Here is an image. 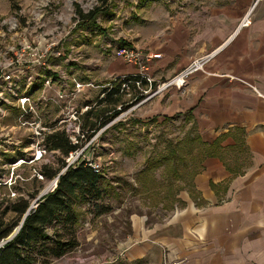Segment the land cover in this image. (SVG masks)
<instances>
[{"label": "crops", "instance_id": "obj_1", "mask_svg": "<svg viewBox=\"0 0 264 264\" xmlns=\"http://www.w3.org/2000/svg\"><path fill=\"white\" fill-rule=\"evenodd\" d=\"M146 6L151 15L145 24L133 21L127 36L119 37L140 53L145 69L121 57L103 67L101 76L115 74L103 84L118 76L150 75L155 86L132 108L130 129H139L138 121L165 123L179 116L185 122L189 116L204 141L220 139V154L203 161L193 192L177 195L174 208L152 217L132 215L114 257L95 264H164L165 256L182 264H264V0H153ZM252 6V24L239 27ZM210 52L204 69L184 85L157 91L192 59ZM120 118L119 123L128 119ZM1 206L5 221L11 220L13 210ZM80 246L46 264H92L78 255Z\"/></svg>", "mask_w": 264, "mask_h": 264}, {"label": "rangeland", "instance_id": "obj_2", "mask_svg": "<svg viewBox=\"0 0 264 264\" xmlns=\"http://www.w3.org/2000/svg\"><path fill=\"white\" fill-rule=\"evenodd\" d=\"M109 2L113 4L112 14L111 12L101 14L97 20L107 30L106 34L109 33L106 36L92 28L82 30L79 34H72L79 19V9L88 13L100 6L101 0H0V68L5 65L12 69L14 74H19L22 84L29 82L30 75L41 74L43 76L47 74V71L42 68L41 64L43 63L50 64L53 69V71L50 69L52 74L56 70L60 73L59 77L65 73L69 78V88L70 84L74 83L73 79L106 83V79L114 78L115 74H110L112 77L108 75L109 78L101 76L103 67L110 66L123 57L117 51V39L124 35L127 36V33L133 28V21L134 25L141 26L151 15L149 6L141 9L136 8V3L138 4L139 0H109ZM156 11L161 14L160 7ZM3 19L17 21L18 25L11 27L4 24L3 26L1 25ZM66 33H68L67 36L59 40ZM52 42L56 43L52 50H57L56 48L60 47L63 50L62 55L50 54L47 57L38 58L36 54L38 48H43ZM28 45L30 48L27 47ZM62 78L61 86L64 88L67 86V79ZM140 87L143 88L142 84ZM103 89L89 92L88 96L91 97L89 99L93 103L96 102ZM56 90H62L59 83H57ZM138 91L141 90L131 85L125 92V99H131ZM79 101L78 105L83 104L85 99L80 98ZM58 107V104H53L51 108L41 111V113L44 114V118H52L57 114ZM102 107L103 105L96 104L93 113L87 116L88 124L93 126L101 120ZM128 110L126 109L122 115L117 117H126L127 121L124 119L125 122L121 123L117 120L113 123L112 121L115 119L109 121L100 137V142L105 144L103 149L105 173L108 178L114 180L120 197L114 196L99 202L100 205L111 208L110 211L103 214L96 213L98 208L85 205L83 208L88 209V212L86 211V216L82 219L77 230V237L81 245L78 255L87 258L92 264L96 263V259L110 260L114 257L118 245L124 242L129 233L132 215L146 214L152 217V214L156 213L153 216L157 215V211L160 209L171 210L177 203L175 195L177 198V195H181V193L192 192V188L189 186H186V189L183 188L189 177L175 180L171 187H161L162 195L168 196L164 202L167 203L166 207L162 204L164 200L158 199L156 194L144 193L138 180V174L144 169L147 157L151 153L159 151L167 140L183 137L191 123L187 120L184 122L183 118L176 116L166 120L165 123H156L157 120L138 121L141 123L140 128L130 129L129 124L132 126L135 121L130 120L131 110ZM16 113H18L16 110H11L9 118L1 120L0 117V127L1 123L6 126L12 125L11 123L15 122L13 119L14 116L16 117ZM20 135L23 137L26 136V133H20ZM1 139L7 146V139L1 136L0 143H2ZM10 158L2 156L4 160ZM22 170L27 181H23L17 191L31 201L35 196H38L44 185L42 182H34L35 178L31 176L32 169L30 167H24ZM1 172L2 169H0ZM8 172L7 169V174ZM160 175L161 171L159 170L157 171L158 179H160ZM114 193L116 195V192ZM8 197L9 189L5 185H0V206H10V201L6 202ZM172 201L174 204H171ZM0 210H3L2 206Z\"/></svg>", "mask_w": 264, "mask_h": 264}, {"label": "built area", "instance_id": "obj_3", "mask_svg": "<svg viewBox=\"0 0 264 264\" xmlns=\"http://www.w3.org/2000/svg\"><path fill=\"white\" fill-rule=\"evenodd\" d=\"M252 6L243 16L239 27H247L252 24ZM10 25L16 27L17 21L6 19L2 20L1 25ZM66 33L59 40L67 36ZM56 43L46 44L43 48H38L36 54L38 58L47 57L50 54L62 55V48L52 50ZM60 45V44H59ZM63 46V44H61ZM30 48V45L27 46ZM117 51L125 60L131 63L139 64L143 69L146 67V61L141 59L140 53L131 47L118 48ZM215 52V51H214ZM214 52L207 53L201 57L192 59L179 73L167 82H163L157 87L160 91L163 87L171 84L184 85L186 79L195 71L203 70L205 64L212 58ZM48 61V60H47ZM42 68L47 71V74L30 75L29 82L20 83L19 74H14L12 69L2 66L0 68V117L1 120L9 118L10 111L16 110L15 122L12 125H2L0 127V137L7 139V146L3 139L0 143V169H5V173L0 174V185H5L9 189V197L17 199L24 197L20 195L17 188L21 183L27 181L24 176V167L32 169L31 176L39 182L43 183L38 196L30 201V205L24 215L37 211L40 200L45 195L54 192L58 185L61 176L69 169L76 168L80 165L91 168L97 174L105 173V163L103 159V149L105 144L100 142V137L107 128L108 123L101 124V120L93 126L88 124L87 116L94 110L97 102H92L88 98V92L92 89L112 87V83L100 85L94 80L79 81L73 79V89L69 90V78L65 73L60 76L58 70L52 74L50 72V64H41ZM53 71V69H52ZM58 74V75H57ZM44 77V78H43ZM65 77L66 87L61 86V82ZM134 76H118L116 80H122V91L127 92L131 85H135L141 93H147L152 89L154 80L148 74H143L140 80L132 79ZM143 81L149 85L148 89L143 86ZM57 83L62 90H56ZM142 84L143 88L140 87ZM255 91H258L253 87ZM104 93L100 96L101 100ZM79 97H85L83 104L77 103ZM98 100V101H99ZM58 104L57 114L50 118H44L41 111L47 110ZM136 105V104H135ZM128 108L132 110L134 106ZM122 105H118L117 109H121ZM128 110V111H129ZM125 111V110H124ZM47 114V113H46ZM120 116V115H119ZM90 118V117H89ZM101 119V118H100ZM111 120L113 123L118 119ZM97 122V121H95ZM97 125V126H96ZM101 126V127H99ZM20 133H26V136L21 137ZM56 134H62L66 137L67 143L73 147L70 151H63L61 148H52L50 137ZM50 143V145H49ZM2 156H9L10 159H2ZM109 166V165H108ZM9 170L7 174V169ZM19 169V170H18ZM54 170L50 176L46 170ZM19 190V189H18ZM23 217V219H24ZM23 221V220H22ZM22 221L15 227L9 236L0 240V250L17 234L22 226ZM182 260L168 261L164 259V264H182Z\"/></svg>", "mask_w": 264, "mask_h": 264}, {"label": "trees", "instance_id": "obj_4", "mask_svg": "<svg viewBox=\"0 0 264 264\" xmlns=\"http://www.w3.org/2000/svg\"><path fill=\"white\" fill-rule=\"evenodd\" d=\"M153 0H139L137 7L141 9ZM113 2V1H112ZM113 4L109 0H101V5L84 13L79 9L78 17L72 34H79L80 31L92 28L103 35H106L102 25L97 21L101 14L111 12ZM112 8V10H111ZM111 10V11H110ZM110 14V15H111ZM117 47H131L130 43L122 38L117 39ZM70 51V49H69ZM140 80L139 76L132 77ZM135 87V85H132ZM143 86H149L143 81ZM152 84V88H153ZM145 96V93H135L131 99H125V92L122 91V80L112 82V87L104 89V97L100 100L103 105L101 124H106L124 110L137 104ZM121 109H117L118 105ZM93 113L91 111L89 114ZM188 122H192L187 116ZM195 124L178 139H169L165 145L147 157V162L139 174L138 180L144 193H154L156 197L163 201V206L167 195H162L160 188L171 187L175 180L189 177L186 186L192 188L195 176L202 167L203 161L208 157L219 155L220 151L215 148L220 143V139L213 143H208L195 132ZM224 140V137L221 138ZM52 148H61L65 152L73 147L68 145L66 137L56 134L50 137ZM161 171L160 179L157 171ZM48 175H52L54 170H46ZM133 185V184H132ZM163 191V190H162ZM116 192V195H114ZM113 193V195H112ZM161 194V195H160ZM120 197L118 187L114 185V180L104 174H97L91 168L80 165L76 168H69L60 178L57 189L41 198L37 211L28 214L17 232V234L0 250V264H46L49 258H59L79 245L77 228L82 219L86 216L85 205L98 208V214L110 211V207H104L99 202L110 198ZM151 197V195H149ZM174 198L177 201L176 195ZM174 201V200H173ZM173 201L171 204H174ZM30 205V200L19 197L12 201L8 208L15 213L14 217L5 221L0 212V240L9 236L16 226L20 224Z\"/></svg>", "mask_w": 264, "mask_h": 264}, {"label": "water", "instance_id": "obj_5", "mask_svg": "<svg viewBox=\"0 0 264 264\" xmlns=\"http://www.w3.org/2000/svg\"><path fill=\"white\" fill-rule=\"evenodd\" d=\"M24 219H25V217H24ZM24 219H23V221H24ZM23 221H22V224H23Z\"/></svg>", "mask_w": 264, "mask_h": 264}]
</instances>
